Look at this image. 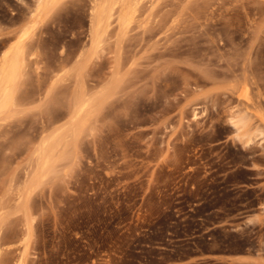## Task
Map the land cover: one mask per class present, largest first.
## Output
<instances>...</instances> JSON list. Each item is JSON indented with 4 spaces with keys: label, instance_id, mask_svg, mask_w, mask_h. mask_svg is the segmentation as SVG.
Instances as JSON below:
<instances>
[{
    "label": "rangeland",
    "instance_id": "obj_1",
    "mask_svg": "<svg viewBox=\"0 0 264 264\" xmlns=\"http://www.w3.org/2000/svg\"><path fill=\"white\" fill-rule=\"evenodd\" d=\"M92 1L0 0V59H26L0 113V264H264V0H138L98 42ZM83 87L96 104L41 169Z\"/></svg>",
    "mask_w": 264,
    "mask_h": 264
},
{
    "label": "bare ground",
    "instance_id": "obj_2",
    "mask_svg": "<svg viewBox=\"0 0 264 264\" xmlns=\"http://www.w3.org/2000/svg\"><path fill=\"white\" fill-rule=\"evenodd\" d=\"M52 1H54V0H39L40 5H41L40 10H44V8H46ZM139 1L138 0H93L92 1V7H91V15H90V17H91V19H90V26L91 27L90 28H91L92 40L98 42V40L100 39L101 33H102V29H103L104 24H105V21H106L105 20L106 17L108 15H112V12L115 11V9L116 10L118 9L117 11H120L121 29H122V31L125 30L126 27L128 26V24L131 22L132 17L134 15L137 7L139 6L138 5ZM136 5H138V6L135 9ZM115 12L113 14H115ZM112 17H114V16H112ZM93 46H95V44H93ZM78 57L80 58V56H78ZM25 61H26L25 53H24L23 49H21L19 46L9 50L0 59V113L5 112V111L9 110L10 108L15 107V105H16L14 102L17 99H15V101L13 100L15 84H16V81L18 79L19 72H20L21 68H23ZM120 68H121V65H120ZM80 78H81V76H80ZM78 79H77V83L79 82ZM81 84H80V86L83 85V84L82 85ZM89 95L90 94H89L88 90L83 87L81 94L78 96L77 99H75L76 101L74 104V110L71 112L70 120L68 119L67 127L63 128V129H59L58 130L59 132L55 133L56 135H54L52 133L54 136L52 135L50 137H45L43 140H41L42 142L40 143V145L37 149V153L39 156L38 160L41 159V169H46V168L51 166L52 155L55 151L57 154V148L59 146H62L61 144H63L67 140L66 134H68L70 131H74V132L77 131V129H78L79 125L82 123L85 115L89 112V110L93 107L94 103L99 98V96L98 97H94V96L92 97ZM24 96H26V95H24ZM238 121H241V120H238ZM243 121L245 122L244 119H243ZM75 134H76V132H75ZM65 145H67V144H65ZM55 156L56 155H54L53 158ZM39 173H40V171H39ZM44 174H46V173H44ZM14 262H16V261H14Z\"/></svg>",
    "mask_w": 264,
    "mask_h": 264
},
{
    "label": "trees",
    "instance_id": "obj_3",
    "mask_svg": "<svg viewBox=\"0 0 264 264\" xmlns=\"http://www.w3.org/2000/svg\"><path fill=\"white\" fill-rule=\"evenodd\" d=\"M213 251L211 250V248L209 246H203L202 247V252H204L206 255L210 254V252ZM215 252H219V251H222V250H214ZM233 252H240L241 250H239L238 248L235 249V250H231ZM208 263H211V261H206V260H201V261H198L196 263H192V264H208Z\"/></svg>",
    "mask_w": 264,
    "mask_h": 264
}]
</instances>
